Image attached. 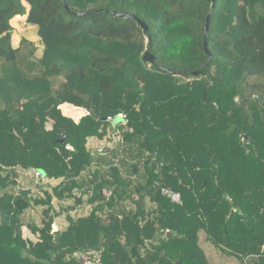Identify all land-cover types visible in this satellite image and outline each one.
<instances>
[{"label": "trees", "instance_id": "16d2710c", "mask_svg": "<svg viewBox=\"0 0 264 264\" xmlns=\"http://www.w3.org/2000/svg\"><path fill=\"white\" fill-rule=\"evenodd\" d=\"M65 2L70 10L63 0H0V213L14 210L0 220V264H209L200 231L243 264H264V0H215L210 60L211 0ZM19 15L42 45H12ZM118 125L120 166L109 160L85 181L93 164L119 157L87 140ZM20 170L59 181L43 197L10 194ZM87 186L89 213H68L54 230L52 198L80 205ZM34 206L43 207L28 224L35 241L21 222Z\"/></svg>", "mask_w": 264, "mask_h": 264}, {"label": "rangeland", "instance_id": "374dc122", "mask_svg": "<svg viewBox=\"0 0 264 264\" xmlns=\"http://www.w3.org/2000/svg\"><path fill=\"white\" fill-rule=\"evenodd\" d=\"M24 16L25 15H19L13 18L12 20H10V25L12 27V39H11L12 45L16 47L19 44V41L22 37L29 39L31 41H37L38 46L42 45L41 42L38 40V36L36 34V27L27 24ZM83 110H84V113L80 109H74V108L71 109L70 107L65 108V111L69 113L71 116H73L74 118H79L82 115V113L83 115L86 114V110L84 108ZM70 111L72 112L70 113ZM124 130H125V127L122 125L109 127L103 139L92 137L87 140V147L89 149L98 150L102 148L104 145H106V146H109L110 148L116 149L117 154H118L117 156L119 157H115L112 159L109 157L107 162H103L101 165L93 164L91 167L86 169L82 174L83 179L85 181L93 177L95 170H100V175H101L103 174L102 172H107L109 170V165L111 164H113V166H120V161H121L120 157H122L121 149H122L123 144H121V138L116 144L115 142L117 141L118 136H121ZM109 160L111 164L110 162H108ZM38 176L39 175H36L37 179L39 178ZM30 179L31 178H28V180ZM58 181H59L58 179H48V178L42 177L41 179L37 181L39 182L37 186L38 188H40L41 193H37L35 196L39 195L43 197L44 191L51 192L52 187L56 185ZM33 184H34V181H33ZM34 192H36V190H34ZM78 192L79 191H75L76 194H78ZM108 192H109L108 190L104 189V193L109 194ZM90 193H91V187L87 186L84 193L81 194L83 203H79L81 206H77L76 210H73L74 208L73 209L65 208L66 206L71 205V204H73L74 206L78 205V204H75V201L73 198H68V200L66 201L59 202L56 197H53L52 203L54 207L56 208V210L61 211L60 216L56 220L57 222L56 224L59 227L63 226L64 223L66 224V222L68 224V221L66 219V216L68 215V213L72 217H77L80 215L81 216L87 215L92 208V205L86 202L87 198L90 197ZM36 212H37L35 213L36 216L35 215L34 216L35 217L38 216V218H36L38 221L41 218V207ZM199 244L204 250L207 256V259L209 261V264H243L240 259L233 257V256H228L222 253L215 246H213L209 241L205 239V233L202 231L199 232Z\"/></svg>", "mask_w": 264, "mask_h": 264}, {"label": "crops", "instance_id": "0c3cea01", "mask_svg": "<svg viewBox=\"0 0 264 264\" xmlns=\"http://www.w3.org/2000/svg\"><path fill=\"white\" fill-rule=\"evenodd\" d=\"M103 147H106V145H104ZM98 150H101V148L98 149ZM28 178H31V179L28 180ZM38 180L39 179H37L36 177H34L32 171H23V170H20V171H18V176L15 179V181H16L15 182V185L14 186H11L8 189V192L10 194H13V195H20L22 193H27V196L33 198V197H35V195L37 193H41L40 192V188H38V186H37L39 184V182H37ZM33 181H34V184H33ZM34 190H36V192H34ZM51 203H52V201H51ZM71 205H73V204H71ZM77 206H81V205L73 206L74 209L73 208L72 209L73 210H76ZM40 207H41V210H42V208H43L42 206H34L33 208H28L21 215V222L23 223V226H22V235H23V237L29 238V239H31L33 241L36 240V234H34V233L31 232L28 224H31L33 221L37 225L39 224L40 220L37 221L36 218H38V216L35 217L36 216L35 213H37L36 211H38ZM53 207H54V205H53ZM13 211H14L13 208H10V207H7V208L3 209L2 210V213H0V220H2L3 222H10L11 219H12ZM57 211H59V210H57ZM59 216H60V214L58 216H56L55 219H54V221H53V229L54 230H56V229H63V228H65L64 226L67 225V222H66V224L64 223V225L61 226V227H59L56 224L57 223L56 220L58 219Z\"/></svg>", "mask_w": 264, "mask_h": 264}, {"label": "water", "instance_id": "95a60500", "mask_svg": "<svg viewBox=\"0 0 264 264\" xmlns=\"http://www.w3.org/2000/svg\"><path fill=\"white\" fill-rule=\"evenodd\" d=\"M63 2H64V5H65L66 9L70 10V7L67 5L65 0H63ZM214 3H215V0H211V2H210V10L208 11V13H207V15L205 17V23H204V38H203V42H202V47H203L204 53L208 57V60L211 59L212 53L208 49V42H207V38H206V33L208 32V29H209L211 10L214 7ZM75 14L77 16H81V15H85L86 13L77 12ZM111 14H114V12H111ZM116 15L119 16V17H123V18H126V19L133 20L137 25L142 27V29H143V31L145 33L147 32V30H148L147 24L145 22H143L141 19H139L136 15H134V14H126V13H118ZM147 41H148V43L151 42V36L150 35L147 36ZM143 61L149 62L151 64L154 63V56L148 51V49L145 50V53L143 55ZM165 70L167 72L171 73V74H179V73L183 72V71H172L170 69H165ZM190 74L193 75V76H198L199 75V71H196V70L195 71H191ZM85 109H87V108L85 107ZM91 114L94 117H96V118L99 117V115L94 110L91 111ZM244 139H246V137ZM105 150H106V147H102L100 152L104 153ZM234 206H236V205H234ZM174 235H176V231H167L166 232V238H171ZM177 264H180V261H177Z\"/></svg>", "mask_w": 264, "mask_h": 264}, {"label": "built area", "instance_id": "2783aa9c", "mask_svg": "<svg viewBox=\"0 0 264 264\" xmlns=\"http://www.w3.org/2000/svg\"><path fill=\"white\" fill-rule=\"evenodd\" d=\"M108 119H111V117H108ZM36 175H39V172L36 171ZM162 194L169 197L171 201L173 202H179L180 200V194L178 192H175L170 189L163 188L161 190ZM98 263V258H87L86 260L83 261V264H97Z\"/></svg>", "mask_w": 264, "mask_h": 264}]
</instances>
